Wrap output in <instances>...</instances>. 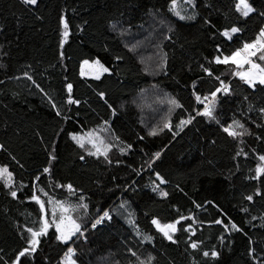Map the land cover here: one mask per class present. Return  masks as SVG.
I'll return each instance as SVG.
<instances>
[{
    "label": "trees",
    "instance_id": "obj_1",
    "mask_svg": "<svg viewBox=\"0 0 264 264\" xmlns=\"http://www.w3.org/2000/svg\"><path fill=\"white\" fill-rule=\"evenodd\" d=\"M170 3L171 0H40L38 8L25 9L19 0H0V166H8L17 190V199L13 200L0 182V264L14 258L22 246L23 228L33 226L38 218L39 206L30 196L34 178L45 166L51 168V174L41 175L36 182L38 194L43 189L53 200H69L73 205L83 195L88 204L85 223L104 211L113 217L97 230L89 231L87 243L78 241L72 245L78 252L79 264H98L97 260L104 257L109 259L108 264H131L135 258L128 254L129 247L141 259L154 256L153 264H253L248 255L253 247L257 264H264V227L259 219L264 216V195L254 196L252 203L244 199L257 187L264 192V176L249 179L260 163L257 155L264 154V139H256L264 137V126L256 127L262 122L256 109L264 107V89H248L231 75L233 65L210 63L217 55V45L224 54H230L244 42L254 40L260 17L249 19L243 32L228 42L219 32L236 22L230 0H197V18L187 22L179 21L169 11ZM206 3L212 7L205 8ZM252 3L258 9L264 6V0ZM185 11L188 8L182 4L181 12ZM61 14L70 32L63 61L58 47ZM205 19L211 27L204 24ZM113 24L117 26L115 30ZM164 25L160 53L166 55L167 75L146 70L120 33V29L128 34L152 32L151 26ZM165 35L171 38L165 39ZM84 59L100 60L113 75L105 74L100 81L81 77L80 63ZM201 65L214 77L231 84L233 94L220 96L214 115L225 126L239 119L253 133L243 137L244 143L239 145L247 158L241 155L233 159L237 142L227 137L215 121L203 117H197L174 139L167 129L157 136L148 135L166 121L175 130L180 119H187L189 113L195 115L194 107L202 108L196 105L192 92L204 95L219 86L218 80L201 71ZM26 72L32 80L24 77ZM66 83L73 84V98L80 101L79 106L66 103ZM97 92L106 93L107 102L101 101ZM167 97L177 99L183 108L169 112ZM49 98L69 120L56 117ZM147 112L151 116L144 119ZM94 130L106 131L114 144L110 165L101 157L86 156L68 137L69 132L79 136ZM53 143L57 160L48 165L47 153L52 151ZM128 144L133 151L121 155L120 149ZM156 151L162 153V159L154 167L168 181L159 185L168 193L165 198L152 191L158 181L144 163ZM81 155H85L84 161L79 159ZM69 183L77 189L75 195L56 187ZM129 186L135 191H125ZM122 202L127 203V209L119 207ZM197 204L201 207L197 208ZM243 208L249 211L245 213ZM129 211L141 235L153 237L152 243L142 244L136 238L134 228L127 222ZM76 213L81 215L79 210ZM181 215L197 220L192 225L196 235L191 237L198 243L196 251L188 247L189 234L183 231L191 221L184 220L177 226L174 238L178 244L165 241L150 222L156 218L161 223H171ZM254 216L258 219L253 220ZM215 219L225 224L231 220L242 232L230 229L226 233L214 223ZM49 234L54 237V229ZM249 240L254 243L250 245ZM212 250L218 252L217 259L203 257V251ZM60 254L54 240L44 238L35 257L26 264H44L46 258L50 264H57Z\"/></svg>",
    "mask_w": 264,
    "mask_h": 264
},
{
    "label": "snow or ice",
    "instance_id": "obj_2",
    "mask_svg": "<svg viewBox=\"0 0 264 264\" xmlns=\"http://www.w3.org/2000/svg\"><path fill=\"white\" fill-rule=\"evenodd\" d=\"M40 0H19V4L22 5L25 9H35L39 7ZM184 4L187 6L188 11L179 12L177 9V0H171L169 11L172 12L179 21L187 22V21H195L198 14L197 8V0H184ZM231 9L237 19L234 24L226 25L222 31L219 32V35L224 37L228 42H232L233 37L243 32L244 25L247 24L248 20L259 16L260 17V25L259 31L256 34V37L251 42H244L242 47H236L234 50L230 52V54H224L220 45L216 47V53L210 61V63H214L216 65H233L234 71H232L231 75L238 78L243 85H246L248 89H251L253 92L257 91L258 86L261 89H264V6H261L259 9L257 6L252 3V0H230ZM205 8L212 7L210 4H204ZM40 19V17H37ZM59 23V42L58 47L60 49L59 59L63 61L65 59V53L63 51L65 45L68 43V38L70 35L69 32V24L63 14L58 17ZM204 24L211 27V22L208 19L204 20ZM111 27L115 30L116 25L113 24ZM168 31H173L171 25H169ZM123 35V31L121 32ZM169 35H165V39H170ZM133 49L129 48V51ZM255 58V59H253ZM119 59V58H117ZM166 67V55L161 56L160 61L157 64V70L164 72ZM201 71L209 77H213L214 79L219 81V86L215 87L213 91L208 94L200 95L197 94L196 91L192 92V96L195 98L196 105H202L200 107H194L192 112L188 114L187 119H180L179 123L175 125V130H173V125L170 122H165L162 127L159 129L153 128L148 132L149 136H157L160 132H163L165 129L173 133V139L179 135L180 132H183L189 125H192L193 122L197 119V117L206 118L208 121H215L219 126L220 130L224 132L227 137L231 138L233 141L237 142L238 150L235 152L233 159L244 155L247 158V154L243 152V149L239 147V145L244 143L243 137L252 136L253 133L249 130L248 127L245 126L239 119H233L231 123L221 124L219 120L216 119L214 112L217 106V103L220 101V96H230L233 94V89L230 83H226L224 80H221L219 77H214L212 71L206 68L204 65L200 66ZM87 69V71H86ZM113 75L109 68H107L104 64L100 62V60L89 61L88 59H84L80 63V75L81 77L88 76L92 80L100 81L101 78L105 75ZM167 75L166 72H164ZM24 77L28 80H32V77L26 72ZM19 79V77H17ZM3 83V81H0ZM64 87L67 90L68 96L66 103L68 105H80V101L73 98V84L66 83ZM192 87L196 88V83L193 82ZM96 95L100 98L101 101L107 102L106 93L97 92ZM244 99L247 101L248 97L245 96ZM167 105L169 108V112L175 111L176 109H182L183 105L175 98L167 97ZM48 103L51 105L52 110L55 112L56 117L64 119L65 121L69 120L70 117L66 116L61 112L60 108L57 107V104L51 99H48ZM109 107H111L109 105ZM252 110V106H249V111ZM260 117L262 118L261 123H257L256 127L264 126V107H260L256 109ZM115 115V111L112 112ZM107 123V121H105ZM251 123V121L249 122ZM64 129L61 128L60 132H63ZM60 133H57L59 135ZM69 139L80 149L84 150L86 156L96 157L99 159L103 157L104 161L109 165L112 164V160L109 156V153L112 151L114 144L101 139L100 137L92 138L91 134H88L87 137L78 136L71 132L68 133ZM139 139L143 140L144 137H139ZM256 139L258 141L264 139V137L257 136ZM86 145H90L89 149ZM3 149V145H0V150ZM47 151V150H46ZM56 145L53 143L52 151L47 153V164L51 165L54 161L57 160V156L55 155ZM133 151V146L128 144L125 148L120 149L121 155H127L128 153ZM257 160L260 162L255 167V175L250 176L249 179L252 180H260L262 176H264V154L257 155ZM81 161L85 160V155H81L79 157ZM162 153L160 151L154 152L147 160L144 161L147 164L149 170L155 173V180L158 181V184L152 186V191L157 193L161 198L167 197L168 193L163 191L159 185H165L168 183L167 179L158 171H156L154 165L157 164L158 161H161ZM119 163V162H117ZM143 167V165H142ZM137 175H140V171L136 170ZM51 168L49 166H45L42 168L40 175L35 176L33 181V191L30 196V200L39 206V215L36 220L33 221V226L24 227L23 232L20 234V240L22 242L21 248L17 250L14 258L5 264H26L27 261L33 259L42 244V240L47 238L49 240H54V243L60 248L61 254L57 259V264H78V252L75 245L78 241H82L83 243L88 242V234L89 228L91 230H97L98 226L102 225L105 221L112 220V215L109 211H104L102 214H98L94 218H92L87 223L84 222L85 217L88 212V204L85 203V197L80 195L78 197L79 203L73 205L69 200H53L48 194L43 190L39 189V194L36 188V182L40 180L41 175H50ZM13 174L9 171L8 166H0V182L3 183V187L8 190L9 195L13 200L17 199V190L13 188ZM264 183V182H262ZM26 187V186H23ZM57 188L66 189L70 194L75 195L77 189L71 184H56ZM135 191L134 188L129 186L125 191ZM264 195L262 189L257 187L252 195H245L244 199L249 203H252L254 200V196L260 197ZM44 197H47L46 201ZM195 203V202H194ZM209 204H212L213 207H217L213 204L212 201H208ZM119 207L121 209H127L128 205L126 202H122ZM197 208H200L201 205H196ZM80 211V216H74L73 213L76 211ZM218 211H220L217 208ZM243 212L247 213L249 211L248 208H243ZM51 216L49 219L48 216ZM222 214V213H221ZM134 214L130 211L128 212V220L130 226L134 228V235L140 241V243H152L153 237L151 235L143 236L140 233V230L136 228L134 220ZM253 220L258 219L257 217H252ZM262 221L261 227H264V216L259 217ZM184 220L191 221L192 224L187 227H183V231L189 234V240L191 241V237L196 235L195 229L192 225L197 224V220L189 215L183 216L181 215L178 219L174 220L171 223H161L158 219L152 218L151 224L154 226L156 232H158L165 241L170 242L171 244H178V239H175V234L178 231L177 226L181 225V222ZM214 223L216 225H221L224 228V231L230 232V229L235 232H242V229L238 227L231 220L225 224L220 219H215ZM230 225V228H229ZM256 227V225H253ZM50 229H54V237L50 236ZM26 233L27 235H24ZM220 242H224V237H219ZM254 242L249 240V244L252 245ZM188 247L192 250H198V243L196 241H191L188 243ZM0 251H3L0 249ZM128 254L135 259L131 262V264H153L155 259L154 256L149 254L144 259H141L140 255L137 254L135 250L131 247L127 249ZM203 257L208 258L211 256L213 259L218 258V252L215 250L212 251H203ZM249 257L253 258V264H257L256 252L253 247L249 248L248 251ZM3 257H0L2 260ZM44 264H50V261L46 258L44 260Z\"/></svg>",
    "mask_w": 264,
    "mask_h": 264
},
{
    "label": "rangeland",
    "instance_id": "obj_3",
    "mask_svg": "<svg viewBox=\"0 0 264 264\" xmlns=\"http://www.w3.org/2000/svg\"><path fill=\"white\" fill-rule=\"evenodd\" d=\"M182 4H184V0H177L176 11L181 12V5ZM150 29H152L153 31L148 32V30L147 31L142 30L137 34H128L126 30H123V29H120V30H121V32L123 31L124 39H127V40H124V42L127 44V46H129V48L133 49L132 51L134 52L135 57L136 56L139 57L138 61L140 63H142L144 68L146 70H157V64L161 58V53H160V46H161V41H162L161 39H162L163 31L165 32L166 26L165 25L164 26H153V27L151 26ZM86 71H87V69H86ZM83 78L90 79L87 75L84 76ZM146 95H149V94H146ZM137 101H136V103H137ZM149 112L154 114V111L152 112L151 110H149ZM149 112H147L145 115H143L144 119H149L148 115L151 116V113H149ZM88 134H91L92 138L100 137L101 139H104V140L112 143L110 138L108 137L106 131H104V130H99V131L94 130V131H90V132H87V133H85L83 135H79V136L87 137ZM86 147H88L89 149L91 148L90 145H86ZM113 154L114 153L111 151L109 153V156L111 157ZM101 158H103V157H101ZM73 215L77 216V213L74 212ZM50 218H51V216H49V219ZM97 261H98L97 262L98 264H108L109 259L104 257V258L98 259ZM112 264H114V263H112Z\"/></svg>",
    "mask_w": 264,
    "mask_h": 264
},
{
    "label": "built area",
    "instance_id": "obj_4",
    "mask_svg": "<svg viewBox=\"0 0 264 264\" xmlns=\"http://www.w3.org/2000/svg\"><path fill=\"white\" fill-rule=\"evenodd\" d=\"M89 231H91V232H92V231H94V230H91V229L89 228Z\"/></svg>",
    "mask_w": 264,
    "mask_h": 264
}]
</instances>
